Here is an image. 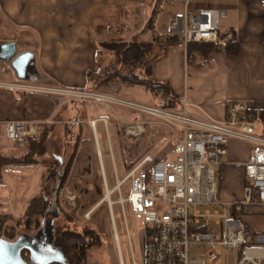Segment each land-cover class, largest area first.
I'll use <instances>...</instances> for the list:
<instances>
[{
	"label": "crops",
	"instance_id": "1",
	"mask_svg": "<svg viewBox=\"0 0 264 264\" xmlns=\"http://www.w3.org/2000/svg\"><path fill=\"white\" fill-rule=\"evenodd\" d=\"M157 2L158 0H0V46L14 43V58L31 53L43 85L89 89L93 83L88 78V72L99 68L97 58L103 43L128 41L133 34L145 27ZM201 7L220 9L225 28L224 33L220 32V42L214 44V49L206 60L190 62L185 44L181 41H162L161 46L165 48V52L153 63V77L157 81L167 82L172 96L179 100L181 97H187L193 107L216 119L223 120L229 103L235 100L244 102L260 116L264 112V0H204L197 3L193 1L191 4L192 10ZM174 15L176 14L171 10L166 14L160 13L157 31L167 33L165 28H168L169 20ZM163 18L164 23L160 25ZM228 35L235 36L239 41L240 51L237 55L227 52ZM145 38L152 39L150 32ZM13 60L0 57V64L12 66ZM12 68L13 72L8 68L7 72L0 73V80H20L17 71L13 66ZM111 96L117 97L116 94ZM119 98L130 100L122 96ZM157 98L159 99L158 96ZM64 101L45 93L0 87L1 152H8L6 155L20 153L17 145L5 137V122L8 121H34L40 129L42 125H56V132L61 131L60 126L64 123L66 126L83 125L87 130L86 118L89 113L84 111V117L73 119L70 112L67 113L70 116L65 117L61 112ZM93 120L97 121L95 131L98 122L108 123L105 116H92L91 121ZM125 120L129 119H122L123 123ZM237 144L235 140L230 141L228 159L224 160L225 165L220 169H230L233 172L236 170L235 165H242L248 159L251 147L245 144L246 154L239 157L234 154ZM93 149L92 140L84 137L82 132L79 149L65 186L66 192L75 194L77 198V206L71 205L74 209L71 208V211H75V215L79 216L88 211H92L93 215L105 201L101 190L91 189L90 185L93 181L99 183L94 171L95 165L91 164ZM232 162L233 164H230ZM7 167L10 166L4 168ZM242 171L244 172V169ZM42 174L45 178V167ZM2 181L3 175L0 183ZM242 182H245L243 175ZM41 189L42 185L36 193ZM9 202L11 205L4 208V212H0V217L11 215L7 220L8 224L14 223L23 215L28 205L25 203L26 205L20 208ZM58 212L52 228L54 236L56 221L62 214L60 208ZM71 216V220L66 219L68 228L71 224L78 226L80 221L77 216ZM63 217L62 214L61 219ZM50 236V232L47 233L46 240H49ZM133 259L135 260L134 257Z\"/></svg>",
	"mask_w": 264,
	"mask_h": 264
},
{
	"label": "built area",
	"instance_id": "2",
	"mask_svg": "<svg viewBox=\"0 0 264 264\" xmlns=\"http://www.w3.org/2000/svg\"><path fill=\"white\" fill-rule=\"evenodd\" d=\"M168 2H183L185 15L172 16L168 32H158L159 14ZM192 3L193 0H158L151 37L179 36L185 46L219 43L220 9L192 10ZM7 70L6 65L0 64V73ZM0 87L58 98L65 96L79 102L122 105L143 116L141 120H125L124 133L141 140L149 139L150 147L156 144V126L167 130L174 141L171 147L174 158L158 159L145 153L128 172L130 196L120 200L122 205L130 202L132 209L143 218L144 264H222L224 252L232 253L236 249V264H264V231L256 234L254 244L244 246L251 230L242 217L232 213V209L239 206L245 210L259 206L264 210V116H255L244 102H230L226 117L219 120L193 107L185 96L180 98V106L168 107L164 105L166 99L162 93L156 94L160 103L150 105L88 89L46 86L41 83L33 60L25 78L0 80ZM96 122L91 121L93 128ZM258 127H263L262 131H258ZM40 130L34 121L5 122V137L21 150L27 148L28 138L37 137ZM231 140L248 143L251 147L248 159L242 163L244 198L241 202L219 204L216 202L217 169L225 165ZM120 185L118 182L113 191ZM113 191L108 190L105 199L110 200ZM67 198L71 204H76L74 194ZM10 205L9 201H0V210ZM217 205L224 208L223 213L216 209L211 211V207ZM91 213L86 212L85 217L90 218ZM115 237L118 241L116 231ZM194 247L201 248L197 255L192 254ZM120 264H125L122 257ZM133 264H137L134 259Z\"/></svg>",
	"mask_w": 264,
	"mask_h": 264
},
{
	"label": "rangeland",
	"instance_id": "3",
	"mask_svg": "<svg viewBox=\"0 0 264 264\" xmlns=\"http://www.w3.org/2000/svg\"><path fill=\"white\" fill-rule=\"evenodd\" d=\"M193 1L197 3L204 0ZM169 10L176 15H185L183 2H168L160 13L166 14ZM163 21L164 18L159 24L163 25ZM223 21L224 18L221 16L220 32L222 33L225 32ZM165 30L168 31V28H165ZM7 66L9 71L13 72L11 64H7ZM96 91L108 95L116 94L117 97L122 96L143 104L158 105L160 102L156 94L152 93L146 87L131 86L120 80L103 86ZM59 99L65 100L62 104L63 108L61 110V112L65 114V117L70 116L67 114L70 112H72L71 117H74L73 119L76 117H84V111L89 113L86 118L88 126L87 130L83 128V125H81V127H79V125L72 126L75 133L83 132L84 137L87 136L93 142L94 149L91 164L95 165L94 171H96L97 181L99 180V183H96L95 181L90 182L91 189L99 188L101 190V195H105L106 197L107 191H113L117 186V183L121 182L120 188L111 193L110 200L105 199L93 215H90V218L85 217L86 213H84L83 216L75 215V211H71V208L73 209V206H77V198L76 204L70 203V206L73 205L70 207L66 201H69L67 196H71V193H67V189L65 188L61 192L63 209L66 210L67 213L77 216L80 220L78 227L80 228L84 225H90L100 232V244L94 246L88 251L87 263L120 264V258L122 257L125 264H133L134 257L137 264H144L143 235L145 225L143 223V218L132 209L130 202H125L122 205L120 200L121 198L127 199L130 196L131 181L128 177V172L145 153H151L158 159L174 158L175 154L171 148L174 144L172 137L168 134L165 128L156 126L157 136L154 138L156 144L155 146L150 147V140H141V138L129 136L124 133L125 124L122 119L141 120L143 116L139 112L113 103H79V101L76 102V100L67 102L70 98L65 96H61ZM90 114L95 117L105 116L108 119V123L106 124L103 121L98 122L95 131V128L91 125L92 116H90ZM60 128L61 131L58 130V132H56L57 130H55L53 132L48 143L46 158L49 160H58L60 156L70 158L71 154L75 151L76 140H73L69 143L68 147H66V140L63 139L66 124H62ZM262 129L263 127H258V131H262ZM235 141H237L238 144L234 147V154L239 157L244 156L247 150L245 144L248 143L238 140ZM28 146L29 145H27V148L24 150L17 148L21 153L25 152L28 149ZM5 153L7 154L8 152ZM226 159H228L227 156L224 160ZM235 167L236 170L233 172L230 169H217L216 202L219 204L243 201L244 184L242 182V175L244 176V172L242 169L244 168L243 165H235ZM42 170H44V167L41 165H31L27 167L10 166L6 169L4 168L2 171L3 181L0 183V201H11L14 203V207L22 208L25 203H28L27 201H29L33 195L37 194L36 192L41 185L43 189L54 188L55 182L50 178L49 174L43 178ZM241 172L243 173L241 174ZM110 202H113V205H110ZM66 205H68V207H66ZM215 209L220 213L224 212V208L221 205L211 207V211H214ZM5 210L6 209L0 210V212H4ZM12 210H14V208ZM61 217L62 214L56 221V230L68 228L66 227V219L64 217L61 219ZM242 219L245 224L255 232L258 233L264 231V210L262 207H247ZM15 223L16 222L8 224L6 222L4 225L5 228L1 231V235L9 239H15L17 235L22 232L35 234L41 228L40 227L38 230L34 228L25 229L24 227L17 228ZM70 226L71 227L69 228H76V226L72 224ZM13 227H16L15 237L9 236V232L10 230H13ZM115 231L118 235V241L115 237ZM200 249V247L192 248V254L197 255L200 252ZM237 259V249L232 253L224 252L222 255V264H236Z\"/></svg>",
	"mask_w": 264,
	"mask_h": 264
},
{
	"label": "trees",
	"instance_id": "4",
	"mask_svg": "<svg viewBox=\"0 0 264 264\" xmlns=\"http://www.w3.org/2000/svg\"><path fill=\"white\" fill-rule=\"evenodd\" d=\"M156 11L157 9L155 7L145 27L133 34L128 41L103 43V48L99 51L97 58L99 68L88 72V78L93 83L89 89L96 91L103 86L120 80L131 86L146 87L154 94L162 93L166 99L164 102L165 106H180L179 99L171 95L169 84L167 82L157 81L153 77V63L165 52V48L161 46L162 41H180L179 36L167 37L166 39L158 37L152 39L145 38V36L153 29L152 24ZM214 46V44H188L187 56L189 61L206 60L211 55ZM226 49L231 55H237L239 53V41L235 36L228 35L226 39ZM253 113L255 116H258L255 111H253ZM260 116H264V112L261 113ZM72 125L73 124H67L63 138L66 140V147H68L69 143L73 140H76L75 151L71 154L70 158L60 156V158L55 161L46 158L48 143L51 135L56 129V125L51 124L42 125L37 137L28 138L29 146L25 152L16 155H6L0 150V179L2 178V169L6 166L40 164L46 168V176L49 174L50 178L55 182L54 188H42L28 202L23 215L15 221V226L17 228L24 227L25 229L34 228L38 230L42 226V220L45 217L46 211L48 210L55 194L57 195L55 207L60 208L65 219L71 220L73 218L71 214L63 209L61 198V192L68 182L82 135V132L75 133ZM59 179V189L56 191ZM68 205H66V207H68ZM232 213L234 216L237 215L242 217L245 213V208L241 206L234 207ZM9 217H11V215L0 217V234L5 228L4 225ZM16 227H13V230H10L9 236H16ZM250 230L251 232L249 233L248 241L244 246L254 244L255 242L257 232L251 228ZM100 241V232L90 225H84L80 228L76 226V228L56 230L54 236V243L62 250L66 259V264H88V251L94 246L100 244ZM244 246L239 250L240 255H242Z\"/></svg>",
	"mask_w": 264,
	"mask_h": 264
},
{
	"label": "water",
	"instance_id": "5",
	"mask_svg": "<svg viewBox=\"0 0 264 264\" xmlns=\"http://www.w3.org/2000/svg\"><path fill=\"white\" fill-rule=\"evenodd\" d=\"M15 53L14 43L0 46V57L7 60L13 58L12 66L17 71L18 77L23 79L26 77L29 63L33 57L31 53H25L14 58ZM59 184L60 179L56 191L59 189ZM56 196L55 194L46 211L40 230L35 234L22 232L15 239L0 236V264H27L24 253L29 256L32 264H51L52 262L66 264L63 252L54 243V232L52 230L54 220L59 215L58 208L55 207ZM49 232L51 236L49 240H46V234Z\"/></svg>",
	"mask_w": 264,
	"mask_h": 264
},
{
	"label": "flooded vegetation",
	"instance_id": "6",
	"mask_svg": "<svg viewBox=\"0 0 264 264\" xmlns=\"http://www.w3.org/2000/svg\"><path fill=\"white\" fill-rule=\"evenodd\" d=\"M24 257H25V259L27 260V264H32L31 262H30V260H29V256L28 255H25V253H24ZM52 264H57V263H52Z\"/></svg>",
	"mask_w": 264,
	"mask_h": 264
}]
</instances>
